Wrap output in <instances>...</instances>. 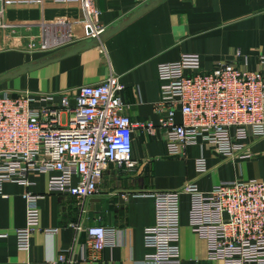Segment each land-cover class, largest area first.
I'll use <instances>...</instances> for the list:
<instances>
[{"label": "crops", "instance_id": "0c3cea01", "mask_svg": "<svg viewBox=\"0 0 264 264\" xmlns=\"http://www.w3.org/2000/svg\"><path fill=\"white\" fill-rule=\"evenodd\" d=\"M151 1L95 0L96 20L85 0H5L0 77L99 39ZM101 29L96 37L87 36ZM185 55H198L203 72L232 62L264 73V0H167L115 35L99 39L95 48L0 83V93H68L74 98L83 86L118 77L125 86V114L137 125L132 153L137 168L129 172L111 165L99 193L82 204L69 195L48 193L46 175H30L31 188L2 186L0 264L44 263L60 255L70 264H148L147 257L155 253L145 244L146 229L157 221L153 194L192 182L208 194L223 182L264 180V142L254 145L252 160L234 163L202 141L184 157L170 155L155 109L161 100L159 68ZM177 121L182 123L181 115ZM200 159L209 170L204 176L197 170ZM28 191L43 197L38 203L41 231L33 235L29 251H21L17 231L27 226ZM191 200L188 193L181 195L182 264H224L209 259L207 242L190 226ZM96 226L113 231L116 245L93 261L85 258L86 230Z\"/></svg>", "mask_w": 264, "mask_h": 264}, {"label": "built area", "instance_id": "2783aa9c", "mask_svg": "<svg viewBox=\"0 0 264 264\" xmlns=\"http://www.w3.org/2000/svg\"><path fill=\"white\" fill-rule=\"evenodd\" d=\"M85 2L98 20L95 0ZM159 75L161 100L155 109L171 156L184 157L189 147L202 141L230 163L254 158V145L264 142L263 72L232 62L203 72L198 55H185L161 65ZM124 91L118 77H109L79 88L74 98L68 93H0V193L6 183L31 188L30 175H46L48 193L69 195L82 204L99 193L111 165L134 171L137 125L125 114ZM197 170L199 176L209 172L205 159L198 161ZM183 193L191 196L190 226L207 242L209 259L264 264V180L223 182L208 194L192 182L180 190L153 194L157 221L146 229L145 244L155 253L147 257L148 264H182ZM25 199L27 226L17 231L21 251H29L33 235L41 231L38 203L43 197L28 191ZM86 233V259L96 261L103 250L116 245L113 231L104 227H90ZM70 263L60 255L44 263L21 264Z\"/></svg>", "mask_w": 264, "mask_h": 264}, {"label": "water", "instance_id": "95a60500", "mask_svg": "<svg viewBox=\"0 0 264 264\" xmlns=\"http://www.w3.org/2000/svg\"><path fill=\"white\" fill-rule=\"evenodd\" d=\"M167 0H152L150 3H148L147 5L143 6L141 9H139L138 11H136V13H134L133 15L129 16L126 20H124L122 23H120L119 25L113 27L111 30L107 31L106 33H104L99 39H105L107 36L111 37L113 35H115L116 33H118L121 29L125 28L126 26L130 25L131 23H133L136 19H138L139 17H141L146 11L151 10L152 8H154L155 6L159 5L162 2H165ZM3 5L2 3H0V11L2 10ZM99 39H93L91 41H88L76 48H73L67 52L64 53H60L59 55H56L55 57H52L50 59L35 63L33 65H26L24 67H22L21 69L14 71L10 74H7L5 76L0 77V83L8 80V79H16L18 77H21L29 72H33L36 71L38 69H41L43 67H45L48 64H54L57 63L65 58H68L70 56L76 55L81 51H85V50H89L92 48H95L98 46L99 43Z\"/></svg>", "mask_w": 264, "mask_h": 264}, {"label": "rangeland", "instance_id": "374dc122", "mask_svg": "<svg viewBox=\"0 0 264 264\" xmlns=\"http://www.w3.org/2000/svg\"><path fill=\"white\" fill-rule=\"evenodd\" d=\"M261 166V165H260Z\"/></svg>", "mask_w": 264, "mask_h": 264}]
</instances>
